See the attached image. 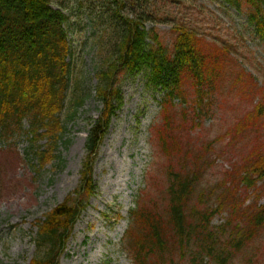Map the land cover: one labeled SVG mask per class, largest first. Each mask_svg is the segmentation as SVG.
Here are the masks:
<instances>
[{
	"label": "trees",
	"instance_id": "1",
	"mask_svg": "<svg viewBox=\"0 0 264 264\" xmlns=\"http://www.w3.org/2000/svg\"><path fill=\"white\" fill-rule=\"evenodd\" d=\"M77 1L80 13L89 0ZM94 1L99 2V22L94 25L98 33L93 35L98 44L94 90L102 109L86 139L80 185L44 220L38 221L33 239L37 254L30 264H60L75 224L95 196V163L112 119L123 107L120 84L126 74L146 76L147 87L162 94V120L155 127L154 136L159 153L169 162L163 199L136 198L124 241L128 257L135 264H165L177 249L193 253V264H233L235 257L247 251L264 229V205H259L264 194V144L241 163L232 164L231 180L224 184V191L212 195L217 203L205 206L204 193L197 187L210 164L204 158L214 144L204 146L203 153L191 152L185 132L201 124L195 120L189 128L181 119L188 122V86L196 89L195 112L197 119L201 118L208 96L204 88H217L225 54L219 50L212 53L204 35L197 31L176 20L161 18L169 0ZM71 2L0 0V139L8 141L27 133V154L33 156L36 171L58 158L56 152L66 131L63 113L72 104L76 108L83 105L82 98L76 96L78 83L69 35L71 21L79 14L68 13ZM244 2L248 22L264 44V0ZM147 23H152L150 29ZM157 24L173 25L175 38L171 48L163 41ZM248 116L254 121L240 124L237 132L247 130L264 117V104ZM41 141H46L45 146H40ZM259 183L262 186L258 188ZM241 187L246 192L253 191L252 202L247 203ZM196 194L200 196L194 199ZM224 213L225 223L214 226V218Z\"/></svg>",
	"mask_w": 264,
	"mask_h": 264
},
{
	"label": "rangeland",
	"instance_id": "2",
	"mask_svg": "<svg viewBox=\"0 0 264 264\" xmlns=\"http://www.w3.org/2000/svg\"><path fill=\"white\" fill-rule=\"evenodd\" d=\"M172 1L175 0H169L166 5L167 13L159 16L176 20L204 35L212 53L219 50L225 54L217 88H204L208 96L201 118L197 119L195 112L196 89L190 86L186 88L190 95L185 106L188 122L181 117L186 127L190 128L195 120L201 124L185 132L191 152L203 153L204 146L214 144L204 158L210 164L197 187V191L204 193L205 206H212L217 203L212 195H220L224 184L231 180L232 164L241 163L264 144V117L247 130L237 132L240 124L254 121L247 115L264 104V44L248 22L244 0H176V4ZM98 5L97 1H86L78 13V1L72 0L68 12L79 14L71 21L69 35L78 83L76 96L82 98L83 105L76 108L72 104L62 115L66 131L56 152L58 158L36 171L33 156L27 154L26 135L0 140V264H30L37 254L33 241L37 222L80 185L86 139L102 109V104L95 100L94 90L98 44L93 35L98 33L95 29L99 22ZM92 11L95 13L89 17ZM146 26L150 29L152 23ZM172 26L155 25L168 48L175 38ZM147 84L142 74L121 77L123 107L113 118L95 163L97 192L77 222L60 264H135L122 248L129 213L139 195L150 200L163 199L168 183V158L159 153L154 136L155 127L161 124L162 95L153 92ZM24 128L28 129L27 122ZM39 144L43 147L46 141ZM261 186L259 183L258 188ZM241 188L247 203L252 202L253 191ZM197 196L200 195L196 194L194 199ZM259 205H264V194ZM214 219L213 225L220 226L227 214ZM192 254L176 249L165 264H193ZM250 258L253 262L248 263ZM233 264H264V229L247 251L235 257Z\"/></svg>",
	"mask_w": 264,
	"mask_h": 264
},
{
	"label": "bare ground",
	"instance_id": "3",
	"mask_svg": "<svg viewBox=\"0 0 264 264\" xmlns=\"http://www.w3.org/2000/svg\"><path fill=\"white\" fill-rule=\"evenodd\" d=\"M95 257V256H94Z\"/></svg>",
	"mask_w": 264,
	"mask_h": 264
}]
</instances>
